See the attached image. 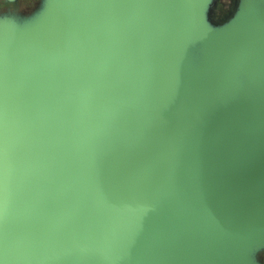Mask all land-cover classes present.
<instances>
[{
  "label": "water",
  "instance_id": "obj_1",
  "mask_svg": "<svg viewBox=\"0 0 264 264\" xmlns=\"http://www.w3.org/2000/svg\"><path fill=\"white\" fill-rule=\"evenodd\" d=\"M223 5L0 24V264H264V0Z\"/></svg>",
  "mask_w": 264,
  "mask_h": 264
},
{
  "label": "flooded vegetation",
  "instance_id": "obj_2",
  "mask_svg": "<svg viewBox=\"0 0 264 264\" xmlns=\"http://www.w3.org/2000/svg\"><path fill=\"white\" fill-rule=\"evenodd\" d=\"M38 2L39 0H0V24L21 18L27 20L36 11Z\"/></svg>",
  "mask_w": 264,
  "mask_h": 264
},
{
  "label": "rangeland",
  "instance_id": "obj_3",
  "mask_svg": "<svg viewBox=\"0 0 264 264\" xmlns=\"http://www.w3.org/2000/svg\"><path fill=\"white\" fill-rule=\"evenodd\" d=\"M229 1L230 0H221V3L224 4L225 6H227V4L229 3ZM21 10H23V7L22 6H21Z\"/></svg>",
  "mask_w": 264,
  "mask_h": 264
}]
</instances>
